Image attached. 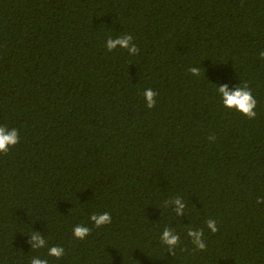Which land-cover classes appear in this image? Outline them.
<instances>
[{
  "label": "trees",
  "instance_id": "1",
  "mask_svg": "<svg viewBox=\"0 0 264 264\" xmlns=\"http://www.w3.org/2000/svg\"><path fill=\"white\" fill-rule=\"evenodd\" d=\"M127 34L138 55L107 51ZM261 51L264 0H0V125L21 141L0 154V264L45 258L33 231L65 249L49 264H264ZM245 83L255 120L217 93ZM176 196L184 217L164 206ZM165 227L181 237L174 257Z\"/></svg>",
  "mask_w": 264,
  "mask_h": 264
},
{
  "label": "clouds",
  "instance_id": "2",
  "mask_svg": "<svg viewBox=\"0 0 264 264\" xmlns=\"http://www.w3.org/2000/svg\"><path fill=\"white\" fill-rule=\"evenodd\" d=\"M106 48L108 52H112L116 49L126 50L129 55H138L139 48L133 42V36L130 34L120 35L116 38H108L106 40ZM260 58L264 60V51L260 52ZM189 72L194 77L201 75L199 67L189 68ZM217 93L221 97L222 105L229 111H236L246 117L248 120H255L257 118V100L254 98L252 90L245 83L237 86L234 90H230L227 85H220L217 88ZM157 93L152 89H147L144 92L145 104L148 109H153L156 106ZM210 142L215 141V136L209 137ZM20 133L16 128H9L4 125H0V154L8 155L10 151L20 144ZM257 204H264V197H258ZM165 207L171 208L177 217H184L186 215L187 205L183 198L176 196L164 203ZM90 221L96 228H102L112 223V216L108 212L96 214L93 213L90 216ZM207 229L216 234L219 229L215 219H208L206 221ZM186 235L189 238L191 244L197 251H206L207 244L205 241L204 229H195L192 227H186ZM91 235V229L83 224L77 225L73 228V236L77 240H86ZM28 243L31 250L46 249V257H52L56 260H60L65 256V249L61 246H49L48 241L39 232L33 231L29 236ZM160 241L168 249V252L174 257L176 249L181 245L180 235L172 228L165 227L160 236ZM41 258L40 256H34L30 260V264H49L48 258Z\"/></svg>",
  "mask_w": 264,
  "mask_h": 264
}]
</instances>
